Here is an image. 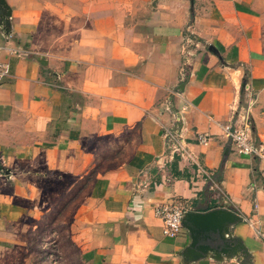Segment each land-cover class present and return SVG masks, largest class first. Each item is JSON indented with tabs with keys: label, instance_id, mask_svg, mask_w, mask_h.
Returning a JSON list of instances; mask_svg holds the SVG:
<instances>
[{
	"label": "crops",
	"instance_id": "obj_1",
	"mask_svg": "<svg viewBox=\"0 0 264 264\" xmlns=\"http://www.w3.org/2000/svg\"><path fill=\"white\" fill-rule=\"evenodd\" d=\"M5 1L0 264L73 188L83 264H239L189 257L185 228L164 236L154 208L174 202L233 211L226 236L264 264V159L221 128L249 116L244 87L264 95V0ZM171 128L194 164L167 148Z\"/></svg>",
	"mask_w": 264,
	"mask_h": 264
},
{
	"label": "rangeland",
	"instance_id": "obj_2",
	"mask_svg": "<svg viewBox=\"0 0 264 264\" xmlns=\"http://www.w3.org/2000/svg\"><path fill=\"white\" fill-rule=\"evenodd\" d=\"M243 105L251 102L249 119L255 128L253 139L264 152V95L257 98L253 95L243 97ZM246 107V106H245ZM72 192L56 196V201L46 204L50 210L37 223L32 234L25 236L24 244L18 252L16 264H83L79 261L78 252L71 245L69 233L70 219L75 207ZM54 198V197H53Z\"/></svg>",
	"mask_w": 264,
	"mask_h": 264
},
{
	"label": "water",
	"instance_id": "obj_3",
	"mask_svg": "<svg viewBox=\"0 0 264 264\" xmlns=\"http://www.w3.org/2000/svg\"><path fill=\"white\" fill-rule=\"evenodd\" d=\"M11 10L5 0H0V26L6 25ZM213 51V48H209ZM228 147L225 149V157ZM240 219L228 209L216 208L204 213L187 212L182 220V227L190 236L191 243L186 254L197 259L212 253L217 258L237 259L239 264H251L248 251L236 238L226 236L227 227Z\"/></svg>",
	"mask_w": 264,
	"mask_h": 264
},
{
	"label": "built area",
	"instance_id": "obj_4",
	"mask_svg": "<svg viewBox=\"0 0 264 264\" xmlns=\"http://www.w3.org/2000/svg\"><path fill=\"white\" fill-rule=\"evenodd\" d=\"M8 75V65L0 64V80ZM246 92L245 97H250L249 88L244 87ZM247 110L250 109L251 102L246 100ZM179 120V118L177 119ZM224 138L234 147L238 154L254 156L259 159H264L262 148L255 142L252 135V124L249 116L243 112L237 114L236 119L231 123L221 127ZM175 129V128H174ZM173 128L165 131L164 137L166 146L171 154H177L181 159L187 160L194 164L192 158L187 154V150L183 146V141L176 134ZM208 134H198L196 141L202 146H208L210 143ZM196 165V164H195ZM190 212V207L181 203H172L154 208V215L162 222L163 235L169 238H176L182 230V220L185 213Z\"/></svg>",
	"mask_w": 264,
	"mask_h": 264
}]
</instances>
